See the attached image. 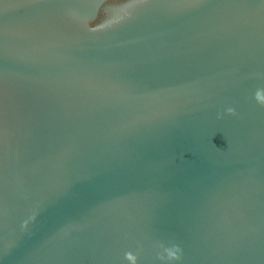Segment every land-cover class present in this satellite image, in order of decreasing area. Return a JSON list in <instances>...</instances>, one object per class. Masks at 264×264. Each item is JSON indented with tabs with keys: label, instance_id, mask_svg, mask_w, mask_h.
Instances as JSON below:
<instances>
[{
	"label": "water",
	"instance_id": "water-1",
	"mask_svg": "<svg viewBox=\"0 0 264 264\" xmlns=\"http://www.w3.org/2000/svg\"><path fill=\"white\" fill-rule=\"evenodd\" d=\"M0 264H264V0H0Z\"/></svg>",
	"mask_w": 264,
	"mask_h": 264
}]
</instances>
